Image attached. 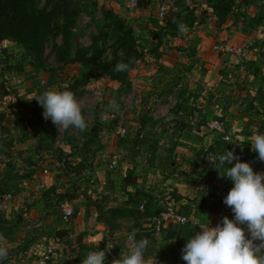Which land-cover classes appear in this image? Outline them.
<instances>
[{"label": "rangeland", "instance_id": "1", "mask_svg": "<svg viewBox=\"0 0 264 264\" xmlns=\"http://www.w3.org/2000/svg\"><path fill=\"white\" fill-rule=\"evenodd\" d=\"M36 1L39 7L44 6L46 3V0ZM144 1H150L147 9L138 8L136 0H89V3H85L87 8L77 16L75 22L76 27L72 37L73 48H87L96 42L97 46L105 48L106 52L103 58L108 60L111 59V46L114 36L112 30L107 27L109 21L105 20L104 12H111L124 21L132 30L138 44L144 47L145 56L137 60L140 61L139 63L137 61L133 62L127 72L125 83L110 81L102 76L99 78L93 77L86 85H80L79 77L85 72L83 66L79 63H58L56 60L54 47L61 44L60 37L52 38L45 44L39 60L31 56L23 45L16 44L10 39L0 42V196L3 192H9L14 197L9 211L0 213V235L4 237L2 243L3 246L8 248V251L20 250L25 253L32 248V255L34 256L33 259L24 258L26 254H23L21 260L11 263L4 260L0 263L72 264L81 263L86 258L89 253L87 252L88 249L78 247V251H71L69 248H65L64 241L57 238V231L61 230L60 225L63 224L60 221L61 210L57 205L51 203V199H55V195H57V184L61 187L58 188L60 193H66V195L76 198L73 200V207L78 216L83 209L78 207L81 200L85 201V197L90 195L87 191L91 195L97 193L96 197L101 195V199L96 201L98 202L97 213L107 219L111 218V211L119 207L106 206L107 201L104 200H108L110 197L101 194L100 186H96L98 178H95V175L97 171L104 173L105 179L109 181L107 188L111 192L118 191L116 186L123 179L119 173L107 171L106 163L99 158L102 151L106 153L107 159L114 155H121L117 150L116 153H113V151L116 149V145L123 140L128 142L122 143L120 146L122 147L125 144L128 146V157L139 168H144L147 165L160 168L165 166L164 159L172 160L169 155L170 149H173V151L176 149L177 139H179L182 128L178 123L184 113L187 112V110L182 111L181 107H186V100L189 97L184 88L178 86L190 83L189 86L193 88L196 85L195 79L197 76L191 71L196 67L191 61L195 63V60L188 57L199 51L198 44H200L199 41L202 38L205 39L209 36L213 38V44L209 45L211 52L219 53L213 47L225 44L230 49L242 48L240 56L248 52V48L252 50L248 41H253L255 43L253 47L256 46L257 49V51H254L261 59L264 58V50H260L264 46V37L258 38L256 34L258 29L264 31V28L260 26L264 24V20L253 26L250 22V19L254 20L257 15L264 16V0H167L168 10L179 13L181 17L175 22V30H172L171 26L161 27L163 19L159 18L156 11V5L161 3L160 0ZM51 7L49 6L48 9ZM188 9H202L205 11L203 21L198 23L197 17L203 15V12L198 11L196 13L198 16L193 18L194 23L192 25L188 24L185 19V13ZM225 10L224 23L220 29L214 31V22ZM247 19L249 20L247 21ZM152 21L158 23V28L153 27ZM181 23L187 29L183 34L180 33L178 28ZM245 30H248L249 33H246L248 36L247 42L242 41L244 45L233 47L227 43L231 36L235 35V32L243 33ZM219 31L222 32L223 37L215 41ZM261 41L260 45L256 44ZM225 55L237 54L226 52ZM230 63L229 61L226 67L231 65ZM181 71L191 74H181ZM77 82L80 86L78 85L74 90ZM48 90L61 92L68 90L74 93L88 125L85 131L80 132L74 128L60 131L51 119L46 121L41 118L44 109L35 99ZM210 93L206 97H209ZM230 98H226L225 103H230ZM113 101L115 106L112 104ZM208 106L207 104L206 107ZM160 108H168L170 114L168 113L167 116L172 115L177 124H171L173 120L158 123L154 116L155 110ZM33 112L37 115H32ZM176 116L180 117L178 118L180 120H177ZM212 118L226 121L225 116L210 118L206 116L204 122ZM141 124L142 129L139 130ZM260 127V124L256 126L257 129H260ZM119 128L127 132L125 138H117L116 132L119 131ZM173 128L174 131L170 133ZM30 129L35 136L29 133ZM95 129L98 133L96 143L92 144L89 152L83 155L79 150L86 140L92 138ZM157 129H159V134L156 132ZM22 132L27 134L25 139ZM102 132H107L110 137L103 150L100 146ZM162 132L167 135L162 136ZM173 133L177 134L173 137L171 136ZM135 140L142 143L143 148L140 154H137L134 148L138 145ZM36 151L42 155H38ZM201 151L195 153L196 157L199 156ZM175 153L179 157L181 156L180 153L183 152L178 150ZM191 155L192 158L195 156L194 154ZM8 159L10 161L7 162ZM176 159L177 156L172 162L175 163ZM64 161H74L75 164L82 163L81 175L76 178L74 174L70 177L63 174L58 166ZM197 161L198 163L194 165L195 169L197 170L199 167L201 172V162ZM25 167H34L36 172L27 173ZM44 169L47 170L45 176L41 175L42 172L44 174ZM85 171L90 172L89 177H94L95 187L93 183H89L90 178L85 174ZM151 174L152 177L156 176L155 171H151ZM139 175H141V182L148 185L151 179L148 180L145 171H141ZM36 179L39 180L38 185L47 182L48 188L35 189L33 184ZM23 192L26 195H23ZM28 198L36 200L37 205L29 204ZM94 199L91 197L90 207H94L92 205ZM194 206V210H196L198 204ZM214 206L215 204L212 203L209 206L201 207H207L205 208L206 212H204L206 215L209 214L207 220L210 227H214L213 225L217 222L212 210L215 209ZM226 210L228 211L229 208ZM108 212H110V216H108ZM189 217L191 219L190 226L193 225L194 229L192 233L195 235L197 231H201V228H196V223H200L197 212L190 213ZM37 222L42 223L40 227V229L43 227L40 233L42 238L36 235L38 229H27L28 225L32 226ZM73 222L71 220L70 224L65 225V227H68L66 232L73 229L71 227ZM114 223L112 230L107 234L110 243L107 237H103L105 242L103 249H97L106 252L105 263L108 264H112L114 259H119L121 254L127 255L131 247L129 242L125 243L123 234L130 231L128 227L131 225V221L123 220L121 224H118L119 222L116 220ZM143 223V225L141 224L143 227L136 228L135 240L147 239L149 241L145 251V259L150 263L149 259H151L156 249L155 247L153 249V246H155L156 241H159L160 237L158 240L151 237L152 233L150 235V232H145V228H149L146 225L148 222ZM94 224H91L89 229L93 230L94 227H97ZM119 233L123 237L118 236ZM100 240L103 239L100 238ZM162 242L158 245V250L161 245L165 247L164 241ZM39 247L43 250L39 251ZM48 249L51 250V253H48ZM43 252L48 255L47 260L42 255ZM57 256H59L58 259ZM177 257L182 259L180 256ZM162 261L165 260L162 258Z\"/></svg>", "mask_w": 264, "mask_h": 264}, {"label": "crops", "instance_id": "2", "mask_svg": "<svg viewBox=\"0 0 264 264\" xmlns=\"http://www.w3.org/2000/svg\"><path fill=\"white\" fill-rule=\"evenodd\" d=\"M149 2L150 1H147V3ZM158 5L159 3H157L156 9ZM260 26L261 28H264V24H261ZM221 33V31L218 32V36L216 37L215 41H217L218 38L223 37ZM234 34L235 35H232L231 38L227 41L230 46L239 47L244 45L242 44L243 40L247 42L248 36L245 33L235 32ZM212 41L214 40L210 36L205 39L202 38L199 41L200 44H198L199 51H197L195 55L188 57L191 60H195V63L191 61L194 67L196 66L195 68H193L194 70L191 71L197 76L195 79L196 85L193 86V88L189 86L190 83L187 85L181 84L178 86L184 88L187 96L189 97H187L186 100V107H181L182 111L187 110V112L184 113V116L178 123V125L182 127L179 135L180 140L177 139L178 142L176 143V149L174 151L173 149H170L169 153V155L172 157V160L177 156L176 162L174 163L172 162V160L164 159L163 163H165V166H162L160 168L150 167L148 165L144 168H139V166L134 165L130 160V157H128V146L126 144L122 145V147L116 145V149L113 151V153H116L117 150V152L121 154L118 156L114 155L117 157L118 168L115 170H110L107 164H105L107 171L119 173L122 179L131 174L136 178V184L127 185L124 180H121L116 186L118 191L111 192L107 188V184L109 181L105 179L104 173L97 171L95 175V178H98V183L95 184L96 186H100V189L102 190L101 194L107 195L106 197H110L108 200H104L107 201V207L114 205L119 208L130 209L134 208L136 204H138V206L144 205L145 209L147 208L149 213H151L150 218L142 219L140 220L139 224H137V227L141 228L143 227V222L147 221L148 223L146 225L149 228H145V232H150V235L152 233L151 237H153L155 240H158L160 237L159 241H156L155 246H153V249L154 247L156 249L155 253L153 252V256L151 257V259H149V264H171L172 258L170 253L172 252V257L175 258L177 263L186 264L183 259H178V257L176 258V256L182 257V248L184 247L188 239L194 236V234L192 233L194 230L192 227L193 225L190 226L191 219H189V214L194 211L197 212L198 220L200 221V223H196V228H200L199 225H206L208 223L207 218L209 214L207 213L206 215L205 213L206 207L201 208L206 205V202H211L214 204H217L219 202V206H217L218 204L216 205L217 210L213 214L215 220L217 221L213 225L214 227L218 223H220L222 218L225 216L231 219V209L223 204L222 195L226 191L220 192L217 189L210 188L209 186L207 187L206 184L208 177L206 175L204 176L203 173L200 172L199 167L197 168V170L195 169L194 165L198 163V157H196L195 155L196 152L199 153V151L201 150L203 151L205 149H210L212 151H215V153L219 155L223 154L225 150L231 151L235 149L234 154L241 158V162H243L242 158L245 155H247V160L249 158H254L259 161L257 159L258 154L252 151L249 142L250 138L253 135L261 134V129L262 127H264V58L261 59L259 55L256 54L255 51H257V49L256 46L253 47V44H255L253 41H248V44L249 46H251L252 50L248 48V52H246L242 56L225 55L226 53L219 54L220 52H211L209 50V45L213 44ZM261 43L262 41L257 42L256 44L260 45ZM262 49L264 50V46L260 48L261 51ZM229 61L231 62V65L226 67ZM181 72V74H191L185 73L186 71ZM187 76L192 77L190 75ZM209 93V97H206V95ZM226 98H230L231 102L225 103ZM190 99L191 101H189ZM207 104L209 105L208 107H206ZM168 113L170 114V110L168 108L156 109L154 118L158 120V123H161L162 121L168 122L169 120H173L171 124H177L174 121V117L172 115L167 116ZM206 116H209V118L214 116H225L224 119L227 123V141H224L222 137L216 133H211L204 130L203 123L204 119H206ZM176 118L177 120H180L178 119L180 117L176 116ZM258 124H260L261 126L260 129L256 128ZM172 131H174V128L170 133H172ZM156 132H158L159 134V129H157ZM161 134L162 136L167 135L164 132H162ZM176 134L177 133H173L171 134V136L174 137ZM134 148L137 151V154L142 153L143 146L137 145V147ZM178 150L183 152L180 153L181 156L179 157L177 153H175L178 152ZM193 150H195V152H193ZM36 152L38 155L41 154L38 151ZM188 152L190 153L188 154ZM191 154H194L195 156L192 158ZM26 163L28 164V162ZM233 163L235 164V161H233ZM225 167H231V165H226ZM25 168L27 173L36 172V169L34 167ZM129 168L132 169L130 170ZM139 169L142 170L139 171ZM141 171H145V173L148 175V180L151 179L149 180L148 185L141 182V175H139ZM151 171H155L156 176H153L154 178L151 176ZM211 171H213L215 175H219V173L214 168H212ZM211 171L209 172L210 178L213 177ZM220 171L223 172V169H220ZM46 174L47 170L44 169V174L42 172L41 175L45 176ZM35 176H37V174H35ZM218 180V184L226 183V179L220 178ZM38 181L39 180L36 179L33 184L35 189L37 188V186H39L37 184ZM227 182L230 183V180L227 179ZM46 183L42 182L44 187L48 188ZM53 185H55V183H53ZM59 187L60 186L57 184V194L60 193V190L58 189ZM164 187H169L172 190L171 206L178 210L181 215H185L190 222L187 225H179L176 223L163 224L161 232L157 236H155V221L158 219L159 213L161 211L160 207L157 204V200L163 197L164 194L162 193V190ZM195 189H203L205 193L203 194L202 198L197 199L195 202H191V200L195 199L192 197L193 191ZM25 193L28 194L26 191ZM87 193L90 194L88 195L89 198L86 196V200H81L80 205L78 206L81 209L83 208L80 211L81 214L78 216V214H76L77 211L74 210L75 215L74 219H72V221L74 222L73 226H71L73 229L71 231L69 229V232H66L65 236L61 239L65 242V248L67 247L71 251H78V247H80V249H88L87 252L98 251L97 249H103V245L105 243L103 237H107L108 242L110 240L109 235H107L110 230H107L106 226L102 222H100L96 208L95 210H93L96 206L93 204L94 207H90L89 204L91 203V197L95 198V201H93L92 203H98L96 201L101 199L102 196L100 195L99 197H96L97 193H93L91 195L89 191H87ZM208 193L213 194L207 199L205 195ZM131 199H135V202H131ZM28 202L29 204L33 203L34 205H37L36 200L34 201L28 198ZM69 202L73 206V200ZM196 204H198V210H194V205ZM228 208L229 210L227 211L226 209ZM108 213V216H110V212ZM116 220H118V224H121L125 219L122 218ZM116 220H114V222ZM60 221L63 223L61 214ZM92 222L95 223L94 225H97V227H94L93 230L89 229V227H91V224H93ZM114 222L112 223V226L115 224ZM65 225L67 224L63 223L60 225L61 230L66 231L68 229V227H65ZM42 228H39L36 232V235H38L39 238H42V235H40V233L42 232ZM245 231L247 235L246 226ZM58 232L59 231H57V233ZM130 233L131 230L129 232L123 233L125 237V243H128L127 236ZM118 236H122L121 233H119ZM100 238L103 240H100ZM162 241H164L165 247L164 245H161L158 250V245L160 243L162 244ZM104 248L106 250L105 246ZM39 249V251L43 250V248L40 247ZM18 251L22 252L20 250ZM162 251H165L164 255L162 254ZM31 258L33 259L34 256L32 255ZM58 258L59 256H57V259ZM162 258L165 261H162Z\"/></svg>", "mask_w": 264, "mask_h": 264}, {"label": "trees", "instance_id": "3", "mask_svg": "<svg viewBox=\"0 0 264 264\" xmlns=\"http://www.w3.org/2000/svg\"><path fill=\"white\" fill-rule=\"evenodd\" d=\"M223 1V0H222ZM86 2L89 3V0H46L44 6L39 7L36 0H0V42L6 39H10L16 44L23 45L26 50L29 52L31 56H33L36 60H39L42 52L44 51L45 44L52 38L60 37L61 44L55 45L54 50L56 54V60L58 63L70 64V63H79L85 69V72L82 76L79 77V84L86 85L91 78H99L106 77L110 81H116L118 83H125L127 72H115L113 71L115 65L118 62L129 63V69L133 62L140 60L145 56L144 47L138 44L137 39L134 37L132 30L125 24L124 21L117 18L111 12L105 11L104 18L108 20L107 24L108 29H111L113 32L114 39L112 41V51H111V59L103 58L104 53L106 52L105 48L99 47L96 45V42L91 44L87 48H73V34L75 30V22L77 16L87 8ZM137 7L140 9H147L148 3L144 0H136ZM49 6H52L48 9ZM223 6V5H221ZM203 12L202 17H197L198 23L203 21L205 16V11L202 9H188L185 13V19L188 24L192 25L194 23V17L198 16L196 13ZM225 11L223 14L219 16L217 21L214 22L213 29L214 31L221 28L224 23ZM212 16V15H211ZM179 13H174L171 10H167L164 18L163 25L161 27L171 26L172 30H175V22L180 19ZM249 19H247L248 21ZM261 20H264V16L257 15L252 22V26L258 24ZM153 27L158 28V23L152 21ZM172 24V25H171ZM159 27L160 29H162ZM251 30V29H250ZM253 30V29H252ZM243 33H249L248 30H245ZM172 35V33H171ZM123 50L124 56L121 57L118 53ZM73 53V55H72ZM78 82L75 84L74 90L78 87ZM79 85V86H80ZM32 115H37L36 113H32ZM44 119V117H41ZM143 123V122H142ZM142 129V124L139 130ZM32 136V130L29 132ZM28 133V135H29ZM23 138L27 137L25 132H22ZM97 129L94 130V134L92 138L86 140L82 148L79 150L83 155L88 153L92 148V144L96 143L97 137ZM128 141L121 140L119 142V146L122 143H127ZM136 143L139 141L135 140ZM138 145H142V143H138ZM39 146V145H37ZM243 162H247V155L242 158ZM234 164V163H233ZM233 164L231 166H233ZM83 164L78 163L75 164L74 161H64L61 165L58 166V169L63 172L66 176H74L79 177L81 175V168ZM212 166L202 169L203 175L208 177L207 187L217 189L221 191H230L232 187H234L233 182L230 181L225 184H218V176L215 175L212 170ZM80 170V171H79ZM213 177L210 178L209 172ZM127 185L136 184V178L134 176L127 175L126 178H123ZM73 182V181H72ZM74 184V182H73ZM209 188V189H210ZM51 191H53L51 189ZM5 193V192H3ZM2 193V194H3ZM205 191L203 189H195L193 191L192 197L195 198L191 200V202H195L197 199L202 198ZM213 193H208L205 197L208 199ZM89 198V197H88ZM76 198L74 196L66 195V193H58L55 195V199H51V203L57 205L59 208L60 203L63 201H72ZM206 199V200H207ZM91 202V200H90ZM131 202H135V199H131ZM208 203V205H207ZM98 209L97 203H93ZM92 204V205H93ZM209 202H206V205L209 206ZM214 204V203H213ZM218 204V205H217ZM215 204V209H212L214 212L217 210V206H219V202ZM138 204L134 208H114L111 211V218H107L100 216V222H102L107 230H112V221L116 219H122L131 221V225L128 227V230H136L137 224H139L140 220L150 218L151 213H149L148 209L144 207L143 211L138 209ZM207 208V207H206ZM75 213L73 214L74 218ZM72 218V219H73ZM110 233V231L108 232ZM66 234V231L62 230L57 233V238L62 239ZM150 249V247H149ZM163 255L165 251H162ZM172 262L171 264H181L177 263L175 258H173V252L170 253ZM164 257V256H162ZM185 263V262H184Z\"/></svg>", "mask_w": 264, "mask_h": 264}, {"label": "clouds", "instance_id": "4", "mask_svg": "<svg viewBox=\"0 0 264 264\" xmlns=\"http://www.w3.org/2000/svg\"><path fill=\"white\" fill-rule=\"evenodd\" d=\"M178 28L181 34L187 30L182 23ZM118 54L123 57V50ZM128 70L129 63L123 60L113 69L115 72ZM35 100L44 109V119H51L60 131L74 128L83 132L87 129L81 105L73 92L48 90ZM112 104L115 106L114 101ZM249 144L252 151L258 154L257 159L264 162V134L253 135ZM234 153L235 149L207 156L210 165L219 173L218 178H226L234 184L223 199V204L231 209L234 218L225 216L215 227H210L209 223L199 225L201 231L188 239L181 250L186 264H264V172H254L250 163L241 162V158ZM233 161L234 166L225 167L232 165ZM136 235V230H133L127 236L131 245L129 253L121 254L112 264H149L145 259L149 241H136ZM3 241L4 237L0 235V261L6 260L9 254ZM105 261V251H91L81 264H105Z\"/></svg>", "mask_w": 264, "mask_h": 264}, {"label": "built area", "instance_id": "5", "mask_svg": "<svg viewBox=\"0 0 264 264\" xmlns=\"http://www.w3.org/2000/svg\"><path fill=\"white\" fill-rule=\"evenodd\" d=\"M161 3H159L156 11H157V15L159 16V18L163 19L169 6L167 3V0H160ZM257 37L258 38H263L264 37V31L261 29H258L257 32ZM244 47V46H243ZM214 50H217L221 53H226V52H234L235 54H237L238 56H240V54L242 53V48H233L230 49V47H228L227 45H215ZM138 63L140 61H137ZM203 128L205 131L207 132H211V133H216L219 136L222 137V139L224 141L225 137L227 136V124L225 121L221 120V119H208L207 121H205L203 123ZM117 134V138H125L127 136V132L124 129L119 128V131L116 132ZM102 137H101V141H100V146H102V150L103 148L105 149L106 145H107V140L109 137V134L107 132H102ZM261 134H264V127H262L261 129ZM217 155L215 153V151H210V150H203L201 151V153L198 156V160L199 162H201L202 165V169L211 166L210 163L208 162L207 156L208 155ZM101 158V160L103 162H105L108 166V168L110 170H115L118 168V161H117V157L116 156H112L110 158L107 159V155L104 151H102L101 156L99 157ZM7 161H10V159H8ZM247 163H250V166L253 168L254 172H264V162L261 161H256L253 158L249 159L247 161ZM46 172V171H45ZM89 171H85V174H87V176L89 177ZM85 176V175H84ZM87 177V178H88ZM90 180L89 183H94V179L90 176L89 177ZM38 188H45L43 184L37 186L36 189ZM162 193L164 194L163 197L161 199L157 200V204L160 207L161 211L159 213L158 219L155 221V231H154V235L157 236L162 229L163 224L166 223H176L179 225H187L189 223V219L185 216V215H181L178 210H176L175 208H173L171 206V194H172V190L169 187H164L162 190ZM228 192H225L222 195V198L224 199L227 195ZM23 195H26L23 192ZM14 200V197L12 196L11 193L9 192H5L0 196V213H7L10 209L11 206V201ZM59 209L61 210V219L63 221V223L65 224H70L72 218H73V214H74V208L72 206V204L69 201H63L62 203H60L59 205ZM138 209L140 211L144 210V205H140L138 206ZM231 219L234 218V214L231 213ZM42 226V223H35L32 226L28 225L27 229L31 230V229H39ZM48 253H51V250L48 249L47 250ZM8 258L6 259V261H8L9 263L14 262V261H18L22 259L23 254L25 255V258H31L32 257V248L29 249V251L23 253V252H19V251H8ZM45 252V251H44ZM43 252V256H45L46 260L48 259V255H45ZM40 264H44V263H40Z\"/></svg>", "mask_w": 264, "mask_h": 264}]
</instances>
